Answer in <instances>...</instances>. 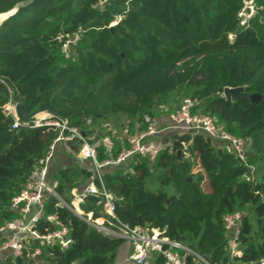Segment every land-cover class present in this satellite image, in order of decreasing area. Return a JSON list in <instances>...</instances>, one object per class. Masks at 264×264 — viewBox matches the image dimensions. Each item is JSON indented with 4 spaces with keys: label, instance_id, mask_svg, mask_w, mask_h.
<instances>
[{
    "label": "trees",
    "instance_id": "trees-1",
    "mask_svg": "<svg viewBox=\"0 0 264 264\" xmlns=\"http://www.w3.org/2000/svg\"><path fill=\"white\" fill-rule=\"evenodd\" d=\"M24 1L0 0V15ZM247 1H253L256 14L242 24ZM236 87H246L245 93L226 99L225 88ZM183 94L196 101L192 114L209 115L226 133L248 141L246 161L204 132H174L175 142L186 148L181 157L174 142L154 160L137 155L103 169L116 216L132 229L155 228L177 242L184 238L212 264H264V0H35L4 22L0 228L21 217L12 201L62 133L54 126L14 129V119L4 113L11 100L29 113L46 110L89 139L110 137L112 151L97 150L103 163L130 144L127 138L122 147L108 129L100 135L99 124L125 119L127 136L133 137L147 129L146 116ZM252 94L262 100L252 102ZM91 166L75 161L52 171L64 202H71L72 190L86 186ZM97 202L91 196L81 207L97 218ZM237 212L243 214V255L231 258L225 217ZM63 228L72 239L67 249L29 238L22 257L3 252L0 264H116L126 243L49 197L35 230L49 236ZM38 248L41 256L30 258ZM187 260L193 264V257Z\"/></svg>",
    "mask_w": 264,
    "mask_h": 264
},
{
    "label": "built area",
    "instance_id": "built-area-1",
    "mask_svg": "<svg viewBox=\"0 0 264 264\" xmlns=\"http://www.w3.org/2000/svg\"><path fill=\"white\" fill-rule=\"evenodd\" d=\"M107 1L101 0V3L103 4ZM248 4L251 12H249L247 19L256 14L253 1L246 2V7L242 13L246 10ZM242 13L240 15L243 18ZM118 19L120 20V18ZM245 21L243 18L242 24H245ZM112 26H114V23ZM76 39H79V37ZM70 43H74V41ZM65 53L68 55L67 50ZM16 104L11 100L4 108V113L14 119V129L54 126L61 129L62 133L50 146L47 156L40 160L20 195L12 201L11 208L17 211L21 217L0 228V234L6 239L0 246V255L3 252H11L16 257H22L24 250L27 248L26 241L29 238L47 243L55 242L63 249H67L71 245L72 239L65 228L49 236H41L35 230V226L44 215L46 200L49 197H55L60 200L62 205L73 211L92 228L108 237L129 242L131 244V252L128 259L135 264H159L157 263L159 258L164 259L163 264H189L187 258L190 256L193 257V264H212L209 260L186 246L184 242L172 241L155 228L139 227L132 229L122 223L116 216L115 200L106 190L102 171L107 167L120 166L137 155L154 160L164 150L165 147L162 144L152 140L158 134L157 123L153 115L145 117L147 129L129 139L130 149L123 150L117 159L99 163L97 161L98 148L105 147L110 152L114 147L110 137L89 139L86 134L81 133L77 128L71 127L68 122L53 120L50 114L43 115L32 121H21L16 116ZM195 105L196 101L189 97H184L180 108L170 114V120L173 124L171 129L175 133L204 132L213 139L221 141L228 153L234 154L238 159L245 162L248 141L229 135L222 128H219L215 119L209 115L192 114V109ZM65 132L69 134L66 135L64 134ZM73 141L80 143L81 156L84 160L92 163L90 170L94 174L83 189L72 190V200L67 203L60 198L57 192V183L51 179L50 164L54 158L57 145ZM184 150H186L185 146ZM251 170L254 171V169ZM247 179L249 180V178ZM91 196L98 198L96 207L100 212V216L97 218L94 216L93 210L87 213L81 207L85 204L86 199ZM49 219L54 222L57 221L56 218ZM242 220L243 214L240 212L225 217V226L229 233L226 250L231 258L242 257L243 255L239 246ZM41 254L42 252L38 248L28 256L37 258Z\"/></svg>",
    "mask_w": 264,
    "mask_h": 264
},
{
    "label": "crops",
    "instance_id": "crops-1",
    "mask_svg": "<svg viewBox=\"0 0 264 264\" xmlns=\"http://www.w3.org/2000/svg\"><path fill=\"white\" fill-rule=\"evenodd\" d=\"M169 110L170 111L168 113L165 112L166 114L164 115H162L157 111L153 113V116L159 128H158V134L155 135L152 138V140L162 144L164 147L172 145L175 142L174 131L171 129L173 124L172 121L170 120V114L174 112V110L173 109H169ZM102 127L104 129V125ZM105 128L114 131V129H112L110 125H107ZM103 133H105V131H102L99 134L102 135ZM125 133L126 135L128 134L127 129ZM97 137L99 136L96 135L95 138ZM127 138L130 139L131 137L127 136L122 140V144H121L122 147H124L123 142ZM80 146L77 145V141L58 144L54 158L52 160V163L50 164V174L52 173V171H57L72 166L76 159H78L79 164L87 165V162L89 161L84 160L82 156H79L82 155L81 148L79 149ZM130 252H131V244H129V242H126L118 251L116 264H135L134 262L129 261L128 259Z\"/></svg>",
    "mask_w": 264,
    "mask_h": 264
},
{
    "label": "water",
    "instance_id": "water-1",
    "mask_svg": "<svg viewBox=\"0 0 264 264\" xmlns=\"http://www.w3.org/2000/svg\"><path fill=\"white\" fill-rule=\"evenodd\" d=\"M35 0H26L22 3L17 4L13 10L8 13H5V21L6 22L10 17L14 16L21 8L28 7L34 3ZM3 22V23H4ZM246 91V87H236V88H225L224 90V97L226 99L231 98L232 101H235L239 95L244 94ZM250 99L254 103H258L262 100V97L258 94H252ZM49 114L46 110H40L33 113H29V110L25 108L24 104L17 103L16 104V116L21 121H32L38 117L43 115ZM176 147H178V156L181 157L183 155V148L184 145L180 142H175ZM191 180V179H190ZM182 241L184 242L185 239L183 238Z\"/></svg>",
    "mask_w": 264,
    "mask_h": 264
},
{
    "label": "rangeland",
    "instance_id": "rangeland-1",
    "mask_svg": "<svg viewBox=\"0 0 264 264\" xmlns=\"http://www.w3.org/2000/svg\"><path fill=\"white\" fill-rule=\"evenodd\" d=\"M249 12H251V8H250V6L248 4L246 10L242 13L244 21L249 16ZM119 21H120L119 19L117 21H115L114 25H116ZM184 95L185 94L179 95V96L178 95H172V97L170 98L169 105H166L164 107H161V108L157 109V112H159L162 115H164V114H166L165 112L168 113L170 111L169 109H173L175 111L178 110L180 108V106H181L183 98L187 97V96H184ZM103 125H104V129L102 127ZM107 125H110V127L112 129H114L113 134H112L113 137H114V140H116L118 142V144H122V140L127 137V135L125 133V131L127 129L126 126H125L126 125V120L125 119H120V120L113 119V120H111L109 122H103V123L99 124V126H98L99 133H101L102 131H106L105 127ZM157 128H159L158 125H157ZM77 145L79 146V144H77ZM79 156H81V155H79ZM75 161L78 163V159H76ZM84 164H86V163H84ZM195 173H197V172L195 171ZM3 239H4V236L2 234H0V241H2Z\"/></svg>",
    "mask_w": 264,
    "mask_h": 264
},
{
    "label": "bare ground",
    "instance_id": "bare-ground-1",
    "mask_svg": "<svg viewBox=\"0 0 264 264\" xmlns=\"http://www.w3.org/2000/svg\"><path fill=\"white\" fill-rule=\"evenodd\" d=\"M4 21H5V15L4 14H1L0 15V27L3 24Z\"/></svg>",
    "mask_w": 264,
    "mask_h": 264
}]
</instances>
